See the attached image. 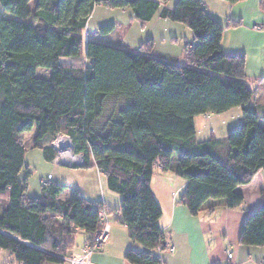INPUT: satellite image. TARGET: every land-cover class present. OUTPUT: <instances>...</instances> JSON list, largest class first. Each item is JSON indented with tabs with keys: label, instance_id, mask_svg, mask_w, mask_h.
Here are the masks:
<instances>
[{
	"label": "trees",
	"instance_id": "1",
	"mask_svg": "<svg viewBox=\"0 0 264 264\" xmlns=\"http://www.w3.org/2000/svg\"><path fill=\"white\" fill-rule=\"evenodd\" d=\"M0 0V249L16 264H48L74 248L80 231L92 243L100 228L98 212L113 214L104 202L90 201L75 190L47 180L35 198L26 196L24 132L33 128L34 147L46 161L56 152L50 141L67 135L83 163L96 167L106 188L121 197L117 221L130 239L146 251L128 249L131 264H162L154 251L165 249L158 225L162 210L153 196L151 178L158 166L186 180L180 200L191 214L221 201L236 209L244 202L239 185L264 170V114L246 84V59L221 49L225 29L211 17L202 0ZM230 5L241 0H226ZM130 8L142 26L155 16L183 23L194 43L183 48L184 65L152 53L148 38L137 50L87 39L84 61L61 62L82 54V31L94 7ZM264 12V0H259ZM111 23L100 27L107 32ZM49 70L41 77L36 70ZM242 108L241 125L223 139L213 135L195 141V120ZM261 205L242 224L241 241L264 246V187ZM116 219V218H115Z\"/></svg>",
	"mask_w": 264,
	"mask_h": 264
},
{
	"label": "crops",
	"instance_id": "2",
	"mask_svg": "<svg viewBox=\"0 0 264 264\" xmlns=\"http://www.w3.org/2000/svg\"><path fill=\"white\" fill-rule=\"evenodd\" d=\"M202 1L207 13L219 23L225 25L230 21H240L239 25L224 30L220 44L221 49L225 53L245 56V82L248 85V79L253 81V88H259V91H261L258 99L254 96L252 103L248 104V102L245 106H255L259 109L260 114H264V12L260 9L259 0H241L232 5L226 0ZM168 3L166 5L161 4L160 8L165 6L171 9L174 6V4L170 5ZM153 21L154 25H158L159 28L156 30L153 25V30L145 39L151 38L153 40L152 53L166 62L182 65L185 62L183 54L185 44L183 47L181 46L178 53L173 54L171 52L173 51V43L179 45L180 38L186 36V30L168 18H157L155 16L149 23ZM254 26L259 28L255 29ZM189 38L190 41L187 43L192 45L194 43L193 35L191 34ZM159 43H161L159 46L162 48L157 47ZM112 46L134 50L123 45L112 44ZM182 60L184 62L180 63ZM39 69L36 70V74L41 76L38 74ZM49 73V70H45L41 77L46 78ZM254 89H252L253 92ZM203 117L206 119L209 116ZM196 120L193 139L201 141L198 140L197 133L204 128H198ZM259 125L264 127V119L259 120ZM31 133L32 141L28 144L29 148L34 147V128ZM211 135L215 136L213 130L210 131ZM217 138L223 139L224 137ZM48 144L49 140L44 138L39 142L38 147L42 148ZM24 147L26 150L25 145ZM91 169L98 174V179L101 181L100 177L102 176L97 168L92 167ZM48 177L49 181L58 183L51 173L46 178ZM185 185V179L172 172H164L158 166L154 167L151 190L162 210L158 225L164 233V244H166L165 249L155 250L154 253L159 257L162 264H264V246L245 245L240 237L244 219L261 205L259 191L264 187V170H258L249 183L237 187V190L243 194L244 202L236 209L225 207L221 201H212L197 214H191L180 200V194ZM75 190L78 191V189H74L71 197L74 195ZM105 193L101 189V196L83 197L90 201L101 200L106 205H110V201L114 200V196H106ZM109 221L108 238L99 250L92 253L90 257L91 264H131L124 258L126 251L132 248L143 253L146 251L145 248L130 239L126 226L118 222L117 218ZM86 238L87 235H85V240ZM85 244L86 241L81 246H74L68 252H80ZM170 247H173V249L171 250ZM227 250L231 251V258L227 257ZM6 263L2 262L0 264ZM48 264L69 263L62 260Z\"/></svg>",
	"mask_w": 264,
	"mask_h": 264
},
{
	"label": "rangeland",
	"instance_id": "3",
	"mask_svg": "<svg viewBox=\"0 0 264 264\" xmlns=\"http://www.w3.org/2000/svg\"><path fill=\"white\" fill-rule=\"evenodd\" d=\"M176 0H169L170 5H173ZM35 0L30 3V8H34ZM96 8V9H95ZM7 15V13L0 11V16ZM158 18V17H157ZM174 22V21H173ZM115 23V27L111 30L104 32L100 27L105 25ZM182 26L186 32V36L183 34L180 38L179 45L172 47L173 54L180 51L181 46L189 42L191 36L190 29L183 23L175 22ZM154 21L152 23H147L144 26L140 24L139 21L134 19L133 13L130 8H109L102 5L94 7L91 12L86 26L82 31L83 47L82 54L79 57H61V62H82L84 61L85 44L87 39H91L100 43L105 44H115L131 47L137 50L140 43L144 41L150 31L153 30ZM156 30L159 28L158 25H154ZM161 43L157 44L158 48ZM177 61V60H176ZM184 62L183 60L180 63ZM185 62L182 64L184 65ZM45 73V69L40 68L38 74L42 76ZM251 89H254V82L247 81ZM259 88L254 89L255 98L259 97ZM249 101L248 104L252 103ZM227 112L221 114H211L208 118L204 119L200 116L196 120V125L198 128H204L202 131L197 133L198 140L206 139L210 137V131L213 130L216 137H226L228 133L237 129L242 123V108L236 107ZM32 130L30 132H24L26 151L24 154V166L19 172V177L21 179H27V190L26 196L30 199L35 198L41 193V179H46L47 175L51 173L54 180L58 181L60 185L65 186V188L60 193V198L68 199L74 189H78L82 196H101V189L106 193V196H114V200L110 205L107 206L113 210V214L110 216L111 219L117 218L116 210L120 207L121 197L120 195L109 191L106 188L105 177L102 176L101 181L98 179V174L90 168H73L72 166H65L60 164H55L54 162L46 161L43 158V154L40 147H28V144L32 141ZM96 201V200H93ZM113 204V205H112ZM85 241V233L76 232L74 237V246H81ZM7 262L6 264H16L14 257L7 251L0 249V263Z\"/></svg>",
	"mask_w": 264,
	"mask_h": 264
},
{
	"label": "built area",
	"instance_id": "4",
	"mask_svg": "<svg viewBox=\"0 0 264 264\" xmlns=\"http://www.w3.org/2000/svg\"><path fill=\"white\" fill-rule=\"evenodd\" d=\"M255 29H258V26H254ZM59 140H61L59 142ZM50 145L55 150L56 154L52 160L55 164L65 165V166H73L80 165L83 163V157L81 154H76L72 150V144L70 138L64 134L56 135L51 141ZM49 179H41V185L45 186L47 180ZM100 219V228L95 231L93 242L86 243L80 252H68L60 258L64 261H67L69 264H91L90 257L92 253L96 250H99L103 243L108 238L109 234V224L106 213L103 209L98 212ZM172 250L173 247H170ZM232 254L230 250H227V257L231 258Z\"/></svg>",
	"mask_w": 264,
	"mask_h": 264
},
{
	"label": "bare ground",
	"instance_id": "5",
	"mask_svg": "<svg viewBox=\"0 0 264 264\" xmlns=\"http://www.w3.org/2000/svg\"><path fill=\"white\" fill-rule=\"evenodd\" d=\"M61 140H59V142H60ZM62 142V141H61Z\"/></svg>",
	"mask_w": 264,
	"mask_h": 264
}]
</instances>
